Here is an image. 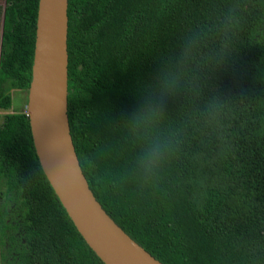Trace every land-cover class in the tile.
Segmentation results:
<instances>
[{
  "label": "trees",
  "instance_id": "obj_1",
  "mask_svg": "<svg viewBox=\"0 0 264 264\" xmlns=\"http://www.w3.org/2000/svg\"><path fill=\"white\" fill-rule=\"evenodd\" d=\"M37 7L5 0L0 11V264H103L33 147ZM67 14L70 134L102 208L163 264H264V0H68ZM184 54L194 82L166 99L163 123L179 150L142 185L126 117Z\"/></svg>",
  "mask_w": 264,
  "mask_h": 264
},
{
  "label": "water",
  "instance_id": "obj_2",
  "mask_svg": "<svg viewBox=\"0 0 264 264\" xmlns=\"http://www.w3.org/2000/svg\"><path fill=\"white\" fill-rule=\"evenodd\" d=\"M67 10L68 0H38L26 113L40 167L73 226L103 264H163L106 213L79 164L67 113Z\"/></svg>",
  "mask_w": 264,
  "mask_h": 264
},
{
  "label": "clouds",
  "instance_id": "obj_3",
  "mask_svg": "<svg viewBox=\"0 0 264 264\" xmlns=\"http://www.w3.org/2000/svg\"><path fill=\"white\" fill-rule=\"evenodd\" d=\"M224 59L209 70V77L223 67ZM184 54L175 66L160 69L156 80L145 87L143 103L126 117L127 125L139 142L140 150L131 166L133 179L142 185H156L166 166L178 152L179 145L171 135L163 131L167 110V98L176 97L185 91V86L194 82V72L187 66Z\"/></svg>",
  "mask_w": 264,
  "mask_h": 264
},
{
  "label": "rangeland",
  "instance_id": "obj_4",
  "mask_svg": "<svg viewBox=\"0 0 264 264\" xmlns=\"http://www.w3.org/2000/svg\"><path fill=\"white\" fill-rule=\"evenodd\" d=\"M3 2H5V0H0V11H1L2 7H3ZM1 23H2V15H0V27H1ZM0 34H1V28H0ZM19 96L24 98L25 93H21V94H19V93H17V91H12V97H13L15 100H16V98L19 97ZM21 100H22L21 105L24 106V100H23L22 98H21ZM19 102H20V101L17 100V102H15L14 107L17 106V105H19ZM0 112H1V111H0ZM9 112H12V111L10 110Z\"/></svg>",
  "mask_w": 264,
  "mask_h": 264
},
{
  "label": "flooded vegetation",
  "instance_id": "obj_5",
  "mask_svg": "<svg viewBox=\"0 0 264 264\" xmlns=\"http://www.w3.org/2000/svg\"><path fill=\"white\" fill-rule=\"evenodd\" d=\"M4 4H5V2H3V9H4ZM2 26H3V15H2V23H1V32H2ZM0 36H1V34H0Z\"/></svg>",
  "mask_w": 264,
  "mask_h": 264
}]
</instances>
